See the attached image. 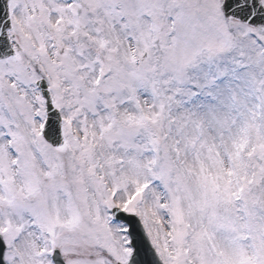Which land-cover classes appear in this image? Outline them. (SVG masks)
I'll return each mask as SVG.
<instances>
[{"label": "snow or ice", "instance_id": "snow-or-ice-1", "mask_svg": "<svg viewBox=\"0 0 264 264\" xmlns=\"http://www.w3.org/2000/svg\"><path fill=\"white\" fill-rule=\"evenodd\" d=\"M0 264H264V0H0Z\"/></svg>", "mask_w": 264, "mask_h": 264}]
</instances>
